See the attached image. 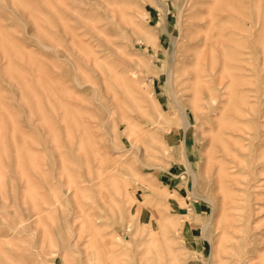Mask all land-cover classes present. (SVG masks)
I'll return each mask as SVG.
<instances>
[{"label":"rangeland","instance_id":"obj_1","mask_svg":"<svg viewBox=\"0 0 264 264\" xmlns=\"http://www.w3.org/2000/svg\"><path fill=\"white\" fill-rule=\"evenodd\" d=\"M0 264H264V0H0Z\"/></svg>","mask_w":264,"mask_h":264},{"label":"bare ground","instance_id":"obj_2","mask_svg":"<svg viewBox=\"0 0 264 264\" xmlns=\"http://www.w3.org/2000/svg\"><path fill=\"white\" fill-rule=\"evenodd\" d=\"M169 76H171V74L169 75ZM170 79H171V77H169ZM169 82V81H168ZM169 84V83H168ZM170 86V85H169ZM214 101H215V99H213ZM174 102L175 103H177L178 101H176L175 99H174ZM178 104V106L181 108V105H179V102L177 103ZM186 116V115H185ZM185 126V129H187V128H189L190 127V123L187 121V119H186V121H185V124H184ZM133 148H137L136 146L135 147H133ZM186 159H187V163L189 162L188 161V157H187V154H186ZM189 165H191V164H189ZM191 174L193 175V177L195 178V174H194V172L192 171V169H191ZM9 227V230L12 232V233H14V234H18V233H21V232H23L25 229H24V227H23V224H22V222H20V221H18L15 225H9L8 226ZM28 232H30V233H33L34 235H36L37 234V231H36V229H30V230H28ZM76 236V235H75ZM76 237H74L73 236V239H72V241L70 242V245H72V244H75V243H77V241H76ZM213 245H214V243H212ZM42 253H41V251L39 250V251H37V255L39 256V255H41ZM217 252L215 251V249H214V253H213V258H214V261H215V263H216V260H217Z\"/></svg>","mask_w":264,"mask_h":264}]
</instances>
